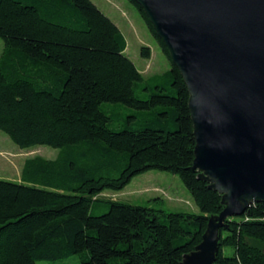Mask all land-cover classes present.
<instances>
[{
  "label": "trees",
  "instance_id": "obj_1",
  "mask_svg": "<svg viewBox=\"0 0 264 264\" xmlns=\"http://www.w3.org/2000/svg\"><path fill=\"white\" fill-rule=\"evenodd\" d=\"M130 1L170 61L165 72L144 75L121 28L92 0H0V131L20 148L62 149L55 159L27 158L20 181L0 179V264L72 255L81 264H182L225 207L193 170L188 87ZM118 106L151 115L115 128ZM150 170L178 175L200 212L99 198ZM216 263L264 264V202L226 220Z\"/></svg>",
  "mask_w": 264,
  "mask_h": 264
},
{
  "label": "water",
  "instance_id": "obj_2",
  "mask_svg": "<svg viewBox=\"0 0 264 264\" xmlns=\"http://www.w3.org/2000/svg\"><path fill=\"white\" fill-rule=\"evenodd\" d=\"M188 87L193 170L222 195L182 264H217L220 228L264 202V0H134Z\"/></svg>",
  "mask_w": 264,
  "mask_h": 264
},
{
  "label": "rangeland",
  "instance_id": "obj_3",
  "mask_svg": "<svg viewBox=\"0 0 264 264\" xmlns=\"http://www.w3.org/2000/svg\"><path fill=\"white\" fill-rule=\"evenodd\" d=\"M92 1L121 28L128 43L126 54L144 75L162 73L170 69V61L130 0ZM143 46L152 49L150 59L141 55ZM3 48L4 41L0 37V55ZM118 108L121 109V114L112 123L115 128L122 127L129 119L133 121L132 124L136 125L151 115L147 110L127 106H118ZM133 115L136 117H132ZM61 150V148L49 145L20 148L5 132L0 131V179L20 181L22 168L27 158L42 155L55 159ZM99 198L146 205L164 210L166 213L200 212L181 178L176 174L160 170H150L137 175L123 190H105L99 195ZM104 211H106L105 208L100 207L94 208L92 213L98 215ZM37 264H81V262L78 255H72L56 262L41 260Z\"/></svg>",
  "mask_w": 264,
  "mask_h": 264
}]
</instances>
